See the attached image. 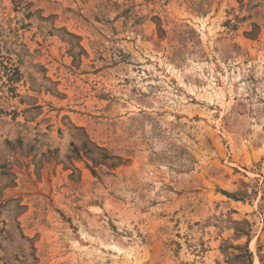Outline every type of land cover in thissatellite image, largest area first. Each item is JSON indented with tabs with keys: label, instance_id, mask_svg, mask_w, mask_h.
Returning a JSON list of instances; mask_svg holds the SVG:
<instances>
[{
	"label": "rangeland",
	"instance_id": "374dc122",
	"mask_svg": "<svg viewBox=\"0 0 264 264\" xmlns=\"http://www.w3.org/2000/svg\"><path fill=\"white\" fill-rule=\"evenodd\" d=\"M0 264H264V0H0Z\"/></svg>",
	"mask_w": 264,
	"mask_h": 264
},
{
	"label": "trees",
	"instance_id": "16d2710c",
	"mask_svg": "<svg viewBox=\"0 0 264 264\" xmlns=\"http://www.w3.org/2000/svg\"><path fill=\"white\" fill-rule=\"evenodd\" d=\"M9 72L11 73L9 74L10 77L19 73L17 67H9Z\"/></svg>",
	"mask_w": 264,
	"mask_h": 264
}]
</instances>
